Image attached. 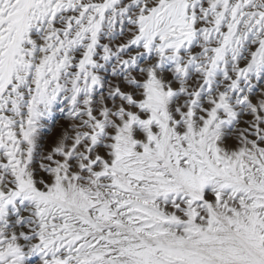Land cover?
Wrapping results in <instances>:
<instances>
[{"label":"snow or ice","instance_id":"snow-or-ice-1","mask_svg":"<svg viewBox=\"0 0 264 264\" xmlns=\"http://www.w3.org/2000/svg\"><path fill=\"white\" fill-rule=\"evenodd\" d=\"M0 264H264V0H0Z\"/></svg>","mask_w":264,"mask_h":264},{"label":"rangeland","instance_id":"rangeland-1","mask_svg":"<svg viewBox=\"0 0 264 264\" xmlns=\"http://www.w3.org/2000/svg\"><path fill=\"white\" fill-rule=\"evenodd\" d=\"M51 131H54V130H51Z\"/></svg>","mask_w":264,"mask_h":264}]
</instances>
